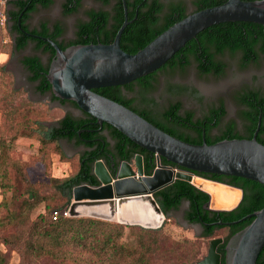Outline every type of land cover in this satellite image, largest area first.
<instances>
[{"label": "trees", "instance_id": "trees-1", "mask_svg": "<svg viewBox=\"0 0 264 264\" xmlns=\"http://www.w3.org/2000/svg\"><path fill=\"white\" fill-rule=\"evenodd\" d=\"M115 1L113 14L109 11H91L90 22L78 26L76 39L69 43H59L60 47L66 50L75 45L113 43L125 18L123 0ZM227 1L213 0L211 3L200 6L198 10L219 6ZM52 2L53 0H16L10 2L7 16H9L10 22H13V26L9 28L7 25L6 31L0 29V39L2 41L5 37L9 38V43H12L15 51L23 50L30 42H33L37 49L48 52L50 60L47 65L38 56L26 57L22 63L30 73V81L37 83V89L40 93L43 95L50 94L53 101L65 104L68 101L60 100L54 96L52 86L47 79V73L51 62L56 57V51L51 45L30 38L19 27L21 23L22 27L27 30L25 23L30 13L38 5L49 7ZM80 2L81 0H69L66 4V12H74ZM126 2L130 20L137 17V20L126 28L121 39V48L129 54H136L158 35L188 16L184 7L174 4L167 6L162 4L160 0H154L152 4L148 3L149 0H138L135 5ZM112 18L115 24L108 29V24ZM33 33L49 37L58 43L63 28L58 25L51 32L44 25L40 32L33 31ZM15 34L17 35L14 36ZM2 47L4 46H0V48ZM189 47L191 49L185 52ZM226 54L232 57L240 56L242 67L259 62L261 57H264V26L250 22L223 23L213 26L190 41L157 72L129 85L100 88L96 89L95 92L137 112L166 133L192 144L203 143L204 130L206 142L209 145L226 139H252L258 129L261 116L262 125L258 134V141L264 145V95L258 91L248 90L239 96L238 101L243 107L240 117L246 124L245 130L239 132L236 130V124L231 123L215 136L212 135L211 131L221 125L222 118L226 113L223 105L211 108L204 118L195 119L193 112L181 114L182 103L180 101L172 102L161 109L157 108L155 102L148 97L157 89L160 73L185 72L193 62L202 75H223L227 64L219 57ZM2 70L5 69L2 68ZM136 88L139 93L137 97L130 98L123 93V90L134 93ZM168 90L174 95L181 94L183 91L182 88L175 86L168 87ZM137 102H139V108L134 107ZM72 104L77 107L76 103L72 102ZM0 112L3 113L5 121L8 123L0 127V186L5 194L10 189L13 190L12 178L15 171L16 176L25 182L27 192L35 199V202L22 200L18 209L9 214L8 224L21 223L26 219L25 215L28 216L27 214L43 199L57 202L55 211H59L70 205L75 187L83 184L99 186L100 182L94 174V165L98 160L108 162L110 159L106 156L112 155L118 158L120 162H131L137 155H142L146 175H152L156 167L155 155L132 142L112 126L104 124L101 128L97 120L87 113L83 112L80 117L66 114L55 125L47 127L34 118L36 110L33 108L20 109L11 102L10 106L2 108ZM104 131L108 132L114 145L108 141V138L103 134ZM189 131L193 133H189ZM20 136L35 138L39 141L41 159L46 164L49 163L52 148L64 160H69L60 146V142L63 140L74 142L77 146L86 148L78 158L76 171L72 175L62 179H51V185L55 191L54 195L41 197L37 186L28 181L23 165L12 159L11 149ZM161 162L165 166L181 169L165 159H161ZM195 175L241 189L243 200L239 207L230 212L210 211L206 208L210 200L209 195L183 180H176L175 183L156 192L154 198L167 219L170 218L172 211L177 210L182 203L188 202L189 209L186 212L185 220L190 224H198L202 227V238L213 237L218 230L228 228L229 234L219 247L222 264H225V248L229 239L251 224L253 219H248L234 226H220L218 223L235 222L263 209L264 186L238 177L203 173H195ZM124 228L123 225L117 223L93 218L59 217L54 221L51 214L49 221L47 218L41 217L34 223L33 229L27 233L25 248L28 256L33 259L43 256L57 258L61 255L64 245L71 243L100 261L101 264H154L153 255L160 245L161 230H146L138 227L140 233L137 247L130 249L122 242L125 233ZM10 241V238L4 239L6 244H9ZM0 264H8V258L1 250ZM257 264H264V250L259 256Z\"/></svg>", "mask_w": 264, "mask_h": 264}, {"label": "water", "instance_id": "water-1", "mask_svg": "<svg viewBox=\"0 0 264 264\" xmlns=\"http://www.w3.org/2000/svg\"><path fill=\"white\" fill-rule=\"evenodd\" d=\"M125 21L112 44L75 45L63 50L49 37L21 31L35 40L53 47L56 57L47 73L52 93L60 100L76 103L78 108L97 120L103 127L108 124L132 142L156 156L152 175L145 174L144 158L137 155L133 161L114 163L112 171L99 160L94 174L99 186L83 184L72 192L68 209L70 218H93L158 230L167 216L163 213L154 194L183 180L210 197L206 208L213 212H230L239 207L243 191L234 186L210 180L195 173L238 177L264 186V145L258 141L262 125L252 139H226L209 145L192 144L176 138L126 106L95 92L96 89L129 85L163 68L186 45L213 26L223 23L250 22L264 26V0H228L222 5L203 9L185 17L158 35L136 54L121 48V39L129 25L125 0ZM165 159L181 169L162 164ZM210 186L226 188L240 193L233 206H216ZM124 207V209H123ZM253 219L246 228L233 235L225 248V264H257L264 250V208L241 220L220 226L238 225ZM224 239L210 243L208 255L197 264H222L219 247Z\"/></svg>", "mask_w": 264, "mask_h": 264}, {"label": "rangeland", "instance_id": "rangeland-1", "mask_svg": "<svg viewBox=\"0 0 264 264\" xmlns=\"http://www.w3.org/2000/svg\"><path fill=\"white\" fill-rule=\"evenodd\" d=\"M65 3L66 0H53V5L48 10L40 9L32 15L30 25L38 27L44 22L60 23L67 35L72 37L77 21L83 19L88 9L98 6L96 0H85L77 13L65 15ZM35 55L40 57L45 65L48 64L47 56L35 51L33 43L20 53H16L12 43L0 48V110L10 106L11 102L20 109L33 108L36 110L34 118L47 127L55 125L66 114L75 117L82 116L78 108L71 105L63 106L62 103L53 101L50 95L41 94L37 86L30 81L29 74L22 66L21 60L25 56ZM224 61L227 67L221 76L200 74L194 62L185 72L160 73L157 89L148 97L155 102L157 108L161 109L172 102L180 101L182 103L181 114L193 112L196 117L205 115L211 108L223 105L227 116L214 132L219 133L220 130L225 129L229 121L235 123L237 128L243 131V121L240 117L243 107L238 99L248 90H255L264 95V57L247 67L240 65V56L232 57L226 54ZM2 68L5 70L3 71ZM170 86L180 87L183 91L178 95L171 94L168 90ZM138 94L136 88L131 97H137ZM137 106H140L139 102ZM3 124L8 123L3 113L0 112V127ZM60 146L69 160H64L52 148L48 164L41 159L40 143L35 138L20 136L11 149L12 159L23 165L28 181L37 186L41 197L54 195L51 179H62L72 175L76 171L78 158L84 151L82 147L67 141H61ZM13 173V190L10 189L5 194L0 186V250L7 256L8 264H101L100 261L71 243L64 245L61 255L57 258L43 256L33 259L28 256L25 248L27 233L33 229L34 223L39 218L45 217L49 221L52 212L57 208V202L43 199L27 214L28 216L25 215L26 219L21 223L8 224L9 214L18 209L22 200L35 202L34 197L27 192L25 182L16 176L15 171ZM70 205L63 209H69ZM123 226L125 227L123 244L130 249H135L139 239V226ZM158 230H161V239L159 248L153 255L154 264H197L208 255L213 239H225L229 234L228 228H223L218 230L213 237L202 238L201 229L189 224L182 212L170 215L162 228ZM5 238H10L9 244L4 242Z\"/></svg>", "mask_w": 264, "mask_h": 264}, {"label": "flooded vegetation", "instance_id": "flooded-vegetation-1", "mask_svg": "<svg viewBox=\"0 0 264 264\" xmlns=\"http://www.w3.org/2000/svg\"><path fill=\"white\" fill-rule=\"evenodd\" d=\"M84 1H85V0H81L80 5L75 9L74 12L67 13V12H66V4L69 2V0H66V3H65V5H64V12H65V15H71V14H75V13H77V12L82 8V6H83V4H84ZM107 1H109V2H107ZM125 1H128L131 5H135V4L138 2V0H125ZM153 1H154V0H149L148 3H149V4H152ZM212 1H213V0H160V2H161L162 4H166L167 6H169L170 4H174V5H180V6L184 7V8H185V11H186V13H187L188 15H190V14H192V13H195V12H197V11H200V10H198L200 6H204L205 4L211 3ZM96 2L98 3V6H97L96 8L88 9V10L84 13V17H83V19L77 21V23H76V28H75V32H74V35H73L72 37L67 35L65 28H64L63 25L60 24V23L44 22V23L39 24L38 27H36V26H33V27H32V25H30V21H31L32 15H33L34 13L38 12L40 9H41V10H48V9L53 5V2H52V4H51L49 7H43L42 5H38L37 8H36L33 12L30 13L29 18L27 19V21H26V23H25V26L27 27V28H26L27 30H25L23 27H22V28L24 29L25 32L33 33V31H39V32H40V31L43 29V26L46 25L47 28L50 29L51 32H53V31L56 29V26L59 25V26H61V27L63 28V33H62V36L59 38V42H58V44H59V43H69V42H71V41H73V40L76 39L77 31H78V26H79L80 24H82V23H89V22H90V12H91V11H96V12H99V11H109L110 13L113 14V9H114V6H115V4H116V1H115V0H96ZM123 3H124V2H123ZM126 3H127V2H126ZM71 7H72V6H71ZM127 7H128V6H127ZM9 8H10V6H8V9H9ZM135 20H137V17H136L134 20H130V17H129V14H128L129 25H130V24H133V23L135 22ZM124 21H125V18H124ZM114 24H115V23H114V19L112 18V19L110 20L109 24H108V29H110ZM7 25L9 26V28L13 26V22H10V18H9V16H7ZM129 25H128V26H129ZM21 26H22V25H21ZM19 27H20V25H19ZM20 30H21V29H20ZM22 32H23V31H22ZM33 34H34V33H33ZM16 35H17V34H15L14 36H16ZM38 35H39V34H38ZM86 39H88V37H86ZM98 40H99V39H98ZM32 43H33V42H30V43H29V44H28L23 50L16 51V53L23 52L24 50H26L27 48H29L30 45H31ZM33 44H34V49H35V51L41 52V53H43L45 56H47V58H48V62H49V60H50V54H49L48 52H45L43 49H37V48H36V44H35V43H33ZM105 44L109 45V44H112V43H105ZM190 49H191V47L187 48V50H185V52L188 51V50H190ZM35 56H36V55H35ZM26 57H33V56H25V57H23L22 60H21V64H22V66L27 70V72H28V74H29V77H30V73H29L28 69H27V68L24 66V64L22 63V61H23ZM39 58H40V57H39ZM219 59H221L223 62H225V61H224L225 56H221V57H219ZM41 60H42V59H41ZM42 62H43V61H42ZM43 63H44V62H43ZM34 84L37 86V83H34ZM37 87H38V86H37ZM123 93H124L125 95H128L130 98H132V97H131V94H133V93H130V92L128 93L127 90H123ZM41 94H42V93H41ZM48 95H50V94H48ZM50 96H51V95H50ZM57 102H58V101H57ZM65 105H71L72 107H75V105H73L72 102H70V101H68L67 103L63 104V106H65ZM134 107H135V108H139V107L137 106L136 103L134 104ZM76 108H78V106H77ZM78 110H80V109L78 108ZM210 110H211V109H209L208 112H207L206 114H208V113L210 112ZM225 110H226V109H225ZM80 111H81V110H80ZM81 112H82V111H81ZM82 113H83V112H82ZM206 114L203 115V116H201V117H196V116L194 115V118H195V119H202V118H204V117L206 116ZM226 116H227V111H226L225 115H224L223 118H222V122H221V124H222L223 121L226 119ZM229 124H231L230 121L226 123V127H227ZM100 127H101V126H100ZM226 127H225V128H226ZM242 127H243V129L245 130L246 124H245L244 122H243ZM101 128H102V127H101ZM215 130H216V128H214V129L211 131L212 135H214V136L218 134V133H215V132H214ZM236 130L239 131V132H242V131H240V130L237 128V126H236ZM244 130H243V131H244ZM189 133H193V132H192V131H189ZM103 134L108 138V141L111 142L112 145H114V142L111 140V138H110L108 132H107V131H104ZM241 134H243V133H241ZM202 140H203V142L206 141V138H205V130H204V133H203V136H202ZM63 141H66V140H63ZM67 142H68V141H67ZM69 143H73V144H75L74 142H69ZM75 145H76V144H75ZM76 146H77V145H76ZM78 147H82V148L84 149V151L86 150V148L83 147V146H78ZM84 151H83V152H84ZM108 155H109V154H108ZM106 157L109 158L110 160H109L108 162H106V161H104V160H102V161L107 165V167L109 168L110 171H112V168H113L112 165H113L114 163H115L117 166L121 163L120 160H119L118 158H116V157H114V156H112V155H110L109 157H108V156H106ZM98 161H99V160H98ZM122 162H123V161H122ZM170 167H171V166H170ZM188 209H189V203H188V202H184V203H182V204L180 205V207H179L177 210L172 211L170 214L172 215V214L177 213V212H182L183 217L185 218V215H186V212L188 211ZM189 224H190V223H189ZM191 225H192V226H197V227H199V228L201 229L202 233H203V229H202V227H201L200 225H198V224H191Z\"/></svg>", "mask_w": 264, "mask_h": 264}, {"label": "bare ground", "instance_id": "bare-ground-1", "mask_svg": "<svg viewBox=\"0 0 264 264\" xmlns=\"http://www.w3.org/2000/svg\"><path fill=\"white\" fill-rule=\"evenodd\" d=\"M210 189L213 191L215 196L216 206H233L239 201L240 193L237 191H232L223 187H212ZM124 209V207H123Z\"/></svg>", "mask_w": 264, "mask_h": 264}, {"label": "built area", "instance_id": "built-area-1", "mask_svg": "<svg viewBox=\"0 0 264 264\" xmlns=\"http://www.w3.org/2000/svg\"><path fill=\"white\" fill-rule=\"evenodd\" d=\"M16 0H0V29L7 30V10L9 3ZM9 43V38L5 37L1 41V46L7 45ZM178 170L177 168H175ZM59 217H68V209L54 211L52 213V218L56 221Z\"/></svg>", "mask_w": 264, "mask_h": 264}]
</instances>
